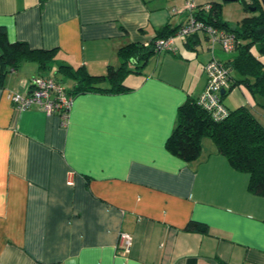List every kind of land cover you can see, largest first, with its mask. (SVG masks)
Returning a JSON list of instances; mask_svg holds the SVG:
<instances>
[{
    "label": "crops",
    "instance_id": "0c3cea01",
    "mask_svg": "<svg viewBox=\"0 0 264 264\" xmlns=\"http://www.w3.org/2000/svg\"><path fill=\"white\" fill-rule=\"evenodd\" d=\"M186 2L197 10L224 0H0L9 42L55 49L45 70L23 59L0 75V264H264V197L248 175L212 141L189 161L166 146L179 106L205 86V63L233 56L211 51L202 34L131 60L125 90L73 96L65 124L7 97L29 93L35 75L67 78L72 89L62 64L105 74L122 46H148L185 23ZM222 102L247 106L264 126L243 84ZM191 220L206 229H186ZM120 231L132 236L127 254L116 248Z\"/></svg>",
    "mask_w": 264,
    "mask_h": 264
},
{
    "label": "trees",
    "instance_id": "16d2710c",
    "mask_svg": "<svg viewBox=\"0 0 264 264\" xmlns=\"http://www.w3.org/2000/svg\"><path fill=\"white\" fill-rule=\"evenodd\" d=\"M238 1L250 14L243 17L235 26H230L223 20L221 4L217 2H211L210 8L206 11L200 7L194 13L198 19L234 35L235 54L229 60H222L229 69L230 89L243 84L255 105L264 110V8L260 0ZM252 6L255 7L254 10H251ZM175 31L157 35L148 46L136 43L122 46L119 49L121 64L118 67L109 66L103 75H90L82 67L59 65L57 70L63 77L76 80L72 89H66L67 93L75 96L92 90L127 89L123 86L122 80L126 73L131 71L128 63L135 58H145L154 52L155 39L173 34ZM54 52L55 49L30 48L25 41L9 42L4 29L0 27V75L9 67L15 68L23 59L34 60L40 69L45 70L52 61ZM232 71L237 77L232 75ZM105 79L110 86H101ZM228 110L225 118L214 120L196 103V98L182 104L178 108L177 122L166 141V146L179 158L189 161L199 156L201 140L208 137L214 143L217 153L225 156L235 169L248 175V189L264 197V126L247 106L241 105ZM186 229L204 231L206 227L199 221L191 220L187 223Z\"/></svg>",
    "mask_w": 264,
    "mask_h": 264
},
{
    "label": "built area",
    "instance_id": "2783aa9c",
    "mask_svg": "<svg viewBox=\"0 0 264 264\" xmlns=\"http://www.w3.org/2000/svg\"><path fill=\"white\" fill-rule=\"evenodd\" d=\"M210 3L204 4V10L210 8ZM185 8L190 12L188 17L173 34L158 37L153 43L155 52H173L174 37H189L202 34L209 43L212 51L218 45L223 52L235 51L236 38L223 28L198 19L194 13V5L186 2ZM206 82L203 90L196 97V103L204 108L214 120L225 118L229 110L222 102L221 89H230L231 79L228 66L218 58L212 56L204 65ZM7 97L19 110H25L37 106L47 114H57L61 122L65 124L68 119L73 96L69 95L66 88L51 75H35L30 79V92L27 94L8 91ZM132 245V236L129 232L120 231L116 248L119 252L127 254Z\"/></svg>",
    "mask_w": 264,
    "mask_h": 264
},
{
    "label": "rangeland",
    "instance_id": "374dc122",
    "mask_svg": "<svg viewBox=\"0 0 264 264\" xmlns=\"http://www.w3.org/2000/svg\"><path fill=\"white\" fill-rule=\"evenodd\" d=\"M247 2H250V0H246ZM249 11L245 10L243 5L238 1H224L221 4V16L223 20L228 22L230 26H235L237 23L245 16L249 15ZM219 49V48H218ZM223 58H228V56H232L235 54V51L231 53H226L220 50L219 52ZM59 77V76H58ZM67 78H62L61 84L66 88ZM206 141H211L208 137L203 138V143H206Z\"/></svg>",
    "mask_w": 264,
    "mask_h": 264
},
{
    "label": "water",
    "instance_id": "95a60500",
    "mask_svg": "<svg viewBox=\"0 0 264 264\" xmlns=\"http://www.w3.org/2000/svg\"><path fill=\"white\" fill-rule=\"evenodd\" d=\"M224 1H235V0H224ZM261 1V3H262V6H263V8H264V0H260ZM255 9V7L254 6H252L251 7V10H254ZM221 93H224V90L223 89H221V91H220Z\"/></svg>",
    "mask_w": 264,
    "mask_h": 264
}]
</instances>
